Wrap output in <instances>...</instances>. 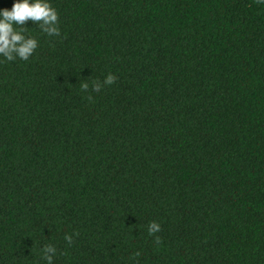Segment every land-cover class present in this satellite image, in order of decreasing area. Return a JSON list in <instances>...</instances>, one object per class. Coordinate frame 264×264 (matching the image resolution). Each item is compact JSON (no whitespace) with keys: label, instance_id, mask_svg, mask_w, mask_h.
<instances>
[{"label":"trees","instance_id":"trees-1","mask_svg":"<svg viewBox=\"0 0 264 264\" xmlns=\"http://www.w3.org/2000/svg\"><path fill=\"white\" fill-rule=\"evenodd\" d=\"M51 3L0 57V264H264V4Z\"/></svg>","mask_w":264,"mask_h":264},{"label":"clouds","instance_id":"clouds-1","mask_svg":"<svg viewBox=\"0 0 264 264\" xmlns=\"http://www.w3.org/2000/svg\"><path fill=\"white\" fill-rule=\"evenodd\" d=\"M258 2L264 4V0H258ZM29 21L50 37L61 35L59 14L52 6L51 0H15L11 10H0V57L7 61H14L17 58L28 61L34 55L39 47V41L26 34L28 28L26 25ZM116 79L115 75L109 73L102 83L95 82L93 84V91H101L104 85L110 86L115 83ZM88 87L87 83L81 85L82 90L85 91L88 90ZM148 228L149 234L153 235L160 230V225L151 222ZM64 239L71 245L73 235H65ZM156 243H159V238ZM41 251L42 259L46 261V264H54L56 248L45 245Z\"/></svg>","mask_w":264,"mask_h":264}]
</instances>
